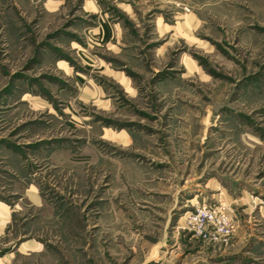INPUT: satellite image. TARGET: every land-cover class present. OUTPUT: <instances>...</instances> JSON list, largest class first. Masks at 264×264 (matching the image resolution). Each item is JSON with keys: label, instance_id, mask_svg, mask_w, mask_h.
Wrapping results in <instances>:
<instances>
[{"label": "rangeland", "instance_id": "rangeland-1", "mask_svg": "<svg viewBox=\"0 0 264 264\" xmlns=\"http://www.w3.org/2000/svg\"><path fill=\"white\" fill-rule=\"evenodd\" d=\"M0 264H264V0H0Z\"/></svg>", "mask_w": 264, "mask_h": 264}, {"label": "built area", "instance_id": "built-area-1", "mask_svg": "<svg viewBox=\"0 0 264 264\" xmlns=\"http://www.w3.org/2000/svg\"><path fill=\"white\" fill-rule=\"evenodd\" d=\"M198 216H200V215H198ZM215 217V216H214ZM214 217L211 215V214H209V213H207L206 211H201V218L198 220L200 223H203V222H212V223H216V224H218V225H222V226H224V224L226 223V218H224V216H222V217H220V218H218V219H216L215 221L216 222H214Z\"/></svg>", "mask_w": 264, "mask_h": 264}]
</instances>
